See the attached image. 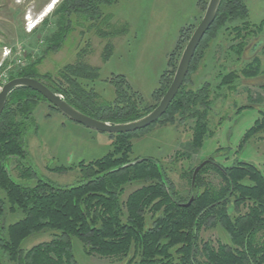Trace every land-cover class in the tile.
Wrapping results in <instances>:
<instances>
[{"label": "trees", "instance_id": "trees-1", "mask_svg": "<svg viewBox=\"0 0 264 264\" xmlns=\"http://www.w3.org/2000/svg\"><path fill=\"white\" fill-rule=\"evenodd\" d=\"M118 2L60 0L51 17L32 32L36 34L39 28L50 25L54 28L44 36L41 56L29 59L11 80L37 79L80 112L108 123L133 122L149 114L158 106L173 79L164 75L160 88L153 94L157 103L142 108L143 98L132 92L124 76L117 77L113 84L114 100L100 102L101 95L90 84L99 79V69L81 60L64 66L55 75L39 71L49 54L64 47L76 27L88 24L87 28L101 39L118 35L111 23L112 16L104 12L106 7ZM249 14L246 0H222L215 22L197 49L176 98L158 122L142 131L156 125L175 126L193 120L187 154L200 151L205 140L215 134L210 129L214 99L234 92L240 75L235 70L220 72L215 86L204 82L196 90L188 89L187 83L198 71L210 42L222 31L236 32L241 42L230 49L238 61L243 58L247 39L261 33L264 25L252 24ZM112 48L108 44L106 58ZM173 55L170 66L176 73ZM240 72L248 79L258 77L262 60L254 56ZM41 100L47 102L31 89H15L0 118V190L4 194L0 197V264H79L73 254L74 238L83 244L89 257L124 261L123 264H264V175L251 163L223 167L210 158L194 184L196 168L184 174L191 189L190 197L184 198L175 190L167 167L159 161H130L131 139L138 131L112 135L115 141L108 155L89 164L82 162L83 181L79 185L61 188L41 179L32 187L17 183L10 174V163L17 161L19 170L20 161L27 158L23 137ZM262 135L264 114L247 131L244 143ZM22 168L21 178H37L32 166ZM210 171L220 175L218 185L206 180ZM137 184L140 187L124 199L127 187ZM17 213L24 217L6 227L5 218ZM216 227L226 233L228 243L215 245L202 239V232ZM46 233L52 234L50 241L26 251L21 248L28 238Z\"/></svg>", "mask_w": 264, "mask_h": 264}, {"label": "rangeland", "instance_id": "rangeland-1", "mask_svg": "<svg viewBox=\"0 0 264 264\" xmlns=\"http://www.w3.org/2000/svg\"><path fill=\"white\" fill-rule=\"evenodd\" d=\"M52 1V5L48 9L49 5L46 6L39 14L36 4L30 0H0V63L4 59V46L10 47L16 43L19 47L24 42L28 46L33 44L32 51L26 49L23 52L26 59L36 60L41 56L44 36L54 28L51 25L44 29L41 27L39 32L28 39L23 38L22 34L28 33L27 17L35 24L36 29L51 17V13L47 14V11L58 3V0ZM209 1L119 0L115 5L104 9L106 15L112 16L111 23L118 35L101 39L87 28L88 24L76 27L64 47L46 57L39 67L40 74L55 75L64 66L81 60L99 69V79L90 84L101 95L100 102L114 100L116 90L113 84L117 77L124 76L131 85L132 92L143 98L144 103L140 105L142 108L146 104L154 105L157 101L153 94L160 88L163 76L174 79L175 72L170 66L172 55L174 54L173 64L178 67L192 34L205 15ZM246 2L250 22L254 25L264 23V0ZM240 42L241 39L236 38V32L222 31L210 42L198 71L191 75L187 83L188 89L196 90L204 82L215 86L220 72L235 70L240 75L234 92L214 99L210 129L215 134L205 140L197 154H187L193 134V120L177 123L175 126L156 125L138 132L131 139L133 150L129 155L130 161H159L160 165L167 167L175 190L184 198L190 197L191 190L184 174L210 158L223 167L242 162L251 163L264 175V135L253 137L244 143L247 131L264 114V25L261 33L247 39L243 58L238 61L230 48ZM108 44L113 48L111 55L106 58ZM254 56L262 60V72L258 77L248 79L240 71ZM112 135L88 129L41 100L23 137L28 151L27 158L20 161L21 170L17 168V161H11L10 174L17 183L25 186L32 187L41 179L61 188L74 187L83 181L80 168L82 162L89 164L113 150L115 139ZM22 166H32L37 178H21L19 171H22ZM58 168L67 170L60 171ZM205 178L215 185L221 182L220 175L214 171L206 174ZM138 187V184L131 187L129 185L124 199ZM0 197H4L1 190ZM23 217L22 213L9 215L5 218V226L8 227ZM51 239V233L36 234L25 240L21 248L26 251ZM202 239L215 245L229 242L228 236L220 227L202 232ZM73 254L79 264L124 263L98 256L89 257L85 254L83 244L76 238L73 239Z\"/></svg>", "mask_w": 264, "mask_h": 264}, {"label": "water", "instance_id": "water-1", "mask_svg": "<svg viewBox=\"0 0 264 264\" xmlns=\"http://www.w3.org/2000/svg\"><path fill=\"white\" fill-rule=\"evenodd\" d=\"M222 0H210L205 15L192 34L177 67L174 79L158 106L146 116L128 123L114 124L94 119L85 115L67 101L63 96L54 93L46 84L34 78H15L6 83L0 91V118L4 112L9 95L18 88H28L39 93L50 105L63 113L71 120L85 126L88 129L109 134H128L142 131L158 122L168 111L189 74L193 58L204 37L215 22ZM206 161L198 166L194 172L193 184L200 170L206 165ZM192 201V200H191ZM187 204V206L190 205Z\"/></svg>", "mask_w": 264, "mask_h": 264}, {"label": "built area", "instance_id": "built-area-1", "mask_svg": "<svg viewBox=\"0 0 264 264\" xmlns=\"http://www.w3.org/2000/svg\"><path fill=\"white\" fill-rule=\"evenodd\" d=\"M35 24L30 22L28 17L26 18V31L32 33L35 29ZM23 52V47L16 48H4L3 61L0 63V91L3 86L11 80V76L17 72V70L24 68L29 60L26 59ZM33 59V58H31Z\"/></svg>", "mask_w": 264, "mask_h": 264}, {"label": "crops", "instance_id": "crops-1", "mask_svg": "<svg viewBox=\"0 0 264 264\" xmlns=\"http://www.w3.org/2000/svg\"><path fill=\"white\" fill-rule=\"evenodd\" d=\"M59 1L60 0H58V3H59ZM30 2H34L35 4H36V9H37V13H42L43 12V10H44V8L46 7V6H48L47 7V9L50 7V5H52V0H30ZM57 3V4H58ZM56 4V5H57ZM55 8V7H54ZM54 8H52V10H48L47 11V14H50V13H52V11L54 10ZM46 9V10H47ZM25 31V30H24ZM33 35H35V34H33V33H26V32H24L23 34H22V37L23 38H29L30 36H33ZM33 45V44H32ZM32 45H27V43L25 44V42H24V44H22V46L21 47H23L24 48V50L26 51V49H29L30 51H32V49H33V46ZM38 46H39V44H38ZM5 47H7V46H4V48ZM16 47H18V43H16V44H14V45H12V46H10V47H7V48H16ZM34 48H36V44H34ZM1 60V59H0Z\"/></svg>", "mask_w": 264, "mask_h": 264}]
</instances>
